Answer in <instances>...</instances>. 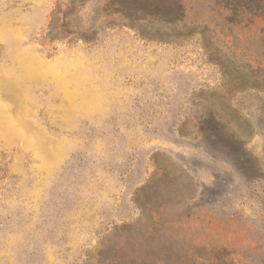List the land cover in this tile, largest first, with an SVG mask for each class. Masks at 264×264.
Segmentation results:
<instances>
[{
  "label": "rangeland",
  "instance_id": "obj_1",
  "mask_svg": "<svg viewBox=\"0 0 264 264\" xmlns=\"http://www.w3.org/2000/svg\"><path fill=\"white\" fill-rule=\"evenodd\" d=\"M0 264H264V0H0Z\"/></svg>",
  "mask_w": 264,
  "mask_h": 264
}]
</instances>
